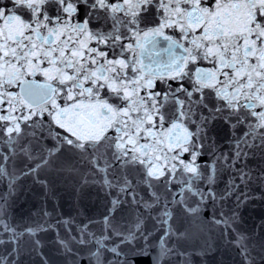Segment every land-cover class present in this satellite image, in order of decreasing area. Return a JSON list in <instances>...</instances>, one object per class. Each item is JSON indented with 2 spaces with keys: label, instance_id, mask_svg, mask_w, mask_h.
<instances>
[{
  "label": "snow or ice",
  "instance_id": "1",
  "mask_svg": "<svg viewBox=\"0 0 264 264\" xmlns=\"http://www.w3.org/2000/svg\"><path fill=\"white\" fill-rule=\"evenodd\" d=\"M264 264V0H0V264Z\"/></svg>",
  "mask_w": 264,
  "mask_h": 264
},
{
  "label": "water",
  "instance_id": "2",
  "mask_svg": "<svg viewBox=\"0 0 264 264\" xmlns=\"http://www.w3.org/2000/svg\"><path fill=\"white\" fill-rule=\"evenodd\" d=\"M142 264H143V262H142Z\"/></svg>",
  "mask_w": 264,
  "mask_h": 264
}]
</instances>
